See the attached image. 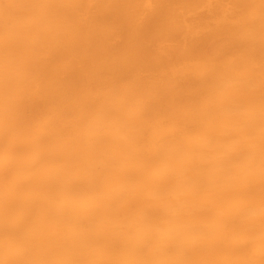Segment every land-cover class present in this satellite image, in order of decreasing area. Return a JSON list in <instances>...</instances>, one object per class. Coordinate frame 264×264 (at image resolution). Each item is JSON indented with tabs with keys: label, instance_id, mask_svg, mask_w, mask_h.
<instances>
[{
	"label": "bare ground",
	"instance_id": "6f19581e",
	"mask_svg": "<svg viewBox=\"0 0 264 264\" xmlns=\"http://www.w3.org/2000/svg\"><path fill=\"white\" fill-rule=\"evenodd\" d=\"M12 2L53 7L9 90L0 33V254L8 192L13 225L39 211L65 258L169 260L189 239L193 258L259 264L260 0ZM250 135L252 193L234 178ZM96 238L115 245L94 255Z\"/></svg>",
	"mask_w": 264,
	"mask_h": 264
},
{
	"label": "snow or ice",
	"instance_id": "6c2138e0",
	"mask_svg": "<svg viewBox=\"0 0 264 264\" xmlns=\"http://www.w3.org/2000/svg\"><path fill=\"white\" fill-rule=\"evenodd\" d=\"M53 7L47 4H20L12 0H0V33L3 36L4 68L3 79L6 90L10 88L14 71V57L12 50L17 41L33 29L44 24V18L35 15L33 10H41ZM260 24H261V52L264 57V0H260ZM24 10L25 14H19ZM249 87L254 85L249 82ZM261 98L264 101V79L261 81ZM260 144H259V195L261 201V221L262 231L260 234V254L259 264H264V104L260 119ZM249 145L241 155V163L237 165V172L234 178L248 190L254 191V181L257 171L256 145L254 136H249ZM4 227H3V252L0 254V264H256L255 261H238L229 259L214 258H193L188 253L193 248V241L184 239L178 241L175 248L177 258L169 260H123V259H70L51 250L55 247L59 234L45 225L39 211L33 213V219L27 227L21 230L13 225L11 219L9 193L4 194ZM112 243L99 238L89 241L88 247L92 254L102 255L103 250ZM253 241L242 236L234 241L237 248H248ZM152 242H146V250L151 251Z\"/></svg>",
	"mask_w": 264,
	"mask_h": 264
}]
</instances>
